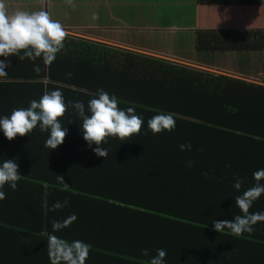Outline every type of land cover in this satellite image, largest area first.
<instances>
[{
	"label": "trees",
	"instance_id": "16d2710c",
	"mask_svg": "<svg viewBox=\"0 0 264 264\" xmlns=\"http://www.w3.org/2000/svg\"><path fill=\"white\" fill-rule=\"evenodd\" d=\"M196 2L253 7L264 20V0ZM197 46L214 52H264V29H199ZM8 59L20 70L26 65L20 76L31 82L30 101L57 89L80 94L77 100L94 98L103 89L118 98V108H134L144 123L124 143L108 137L102 145L108 149L105 161L92 151L96 145L90 148L83 139L77 115L59 118L68 129L67 141L54 150L37 133L34 140L28 137V151L0 153L2 163L24 157L17 190L7 184L0 189L6 194L0 200V264H50V234L91 245L85 264H149L156 249L166 250L165 264H187L190 257L196 264L200 231L211 226L218 210L219 204L210 199L224 194H217L222 189L218 179L237 178L229 172L232 153L247 135L261 137L264 144V85L69 34L49 68L40 58ZM34 64L43 69L39 75ZM160 113L175 114L176 127L153 135L147 121ZM188 143L191 150L181 151ZM51 156L59 164L54 168L44 166ZM188 161L194 162L191 167ZM56 175H63L68 186L58 184ZM64 200L67 207L50 210ZM72 214L77 220L53 233L52 221ZM143 249L148 256L141 255Z\"/></svg>",
	"mask_w": 264,
	"mask_h": 264
},
{
	"label": "crops",
	"instance_id": "0c3cea01",
	"mask_svg": "<svg viewBox=\"0 0 264 264\" xmlns=\"http://www.w3.org/2000/svg\"><path fill=\"white\" fill-rule=\"evenodd\" d=\"M5 3L9 14L25 8L32 12L44 9L52 20L59 21L67 34L75 38L264 85V67L260 69L257 60V57L263 56L264 63V52H214L201 50L197 46L199 29H264V20L259 18L253 7L202 6L196 0H72L71 4L68 0H5ZM191 13L194 16L193 22L190 21ZM70 14L80 16L81 21L63 23L62 16ZM178 35H182L178 38L180 43L174 41V37ZM253 63V66L259 68L245 70L238 66H250ZM12 64L5 69L7 77H0V118L10 117L14 109L30 107L34 94L31 82L20 76L21 72L26 73V65L20 70ZM61 91L66 105L69 101H77L76 97L80 95L70 90ZM38 97L37 101L42 95ZM90 99L92 98L78 99L84 102L86 111ZM65 115H71L69 118L76 117L70 106ZM63 119L65 118L61 120ZM37 128L28 135H18L11 141L0 130V142L5 141L0 153L11 149L16 151L18 148L22 152L28 151V137H33L31 139L34 140L37 133L43 134L46 140L48 133L38 132ZM242 141V145L232 153L229 164V172L243 180L242 187L239 191L233 188L236 179H218L222 189L217 194H224L210 199L219 204L218 210L213 213L215 220H231L236 215H242L235 205V197L255 184V171L264 169V144L261 143V137L252 138L247 135ZM75 152L78 153L76 146ZM23 158L22 155L21 160H17L18 166L23 163ZM44 164L50 168H54L55 164L59 165L52 156ZM260 183L264 184V180ZM249 212H264V194L253 203ZM207 215H210L209 210ZM209 223L211 226L202 228L199 234L200 239H203L196 247V264H264V222H258L252 233H243L239 237L228 229L222 233L213 231L212 221ZM187 264H195L192 257Z\"/></svg>",
	"mask_w": 264,
	"mask_h": 264
},
{
	"label": "clouds",
	"instance_id": "9594fccd",
	"mask_svg": "<svg viewBox=\"0 0 264 264\" xmlns=\"http://www.w3.org/2000/svg\"><path fill=\"white\" fill-rule=\"evenodd\" d=\"M71 4L72 0H68ZM67 32L59 21L52 20L49 13L41 9L35 12L17 10L9 14L5 0H0V77H7L6 68L11 66L8 59L17 56L20 60L25 58L35 62L42 59L43 67L49 68L55 61L57 54L63 49ZM23 52V55L20 53ZM43 69L40 65L34 64L33 71L39 75ZM71 77V73L67 74ZM74 109L76 115L82 121L83 139L88 146L96 147L92 151L104 161L108 157V149L102 145L107 143L108 137L118 138L121 143L126 142L134 134L138 135L144 123L143 117L137 115L135 109L128 107L126 110L118 108V98L110 96L103 89L98 90L94 98L87 104V111L83 101H69L65 104L61 90L46 91L42 97L30 102L27 109H14L9 116L0 118V130L9 140L15 139L18 135H28L39 126L41 132L48 133L44 146L49 149H56L64 143L67 135V127L62 126L60 119L64 116L68 107ZM173 113H160L154 115L147 121L148 130L153 135L164 131L172 132L176 127V120ZM72 120H69L71 123ZM181 151L191 150V144H182ZM127 162V161H125ZM124 162V163H125ZM193 161H188L191 167ZM102 166V165H101ZM18 164L15 160H4L0 165V189L7 184L12 190H17L18 182L22 175L19 174ZM255 184L235 197V205L240 209L242 215H236L231 220L212 221L213 231L222 233L225 229L230 230L239 237L243 233H252L258 222H264V212L250 213L249 209L253 203L264 194V169L253 173ZM58 184L67 187L63 175H56ZM243 180L236 178L233 188L239 191ZM6 199V194L0 191V200ZM69 201H56L51 206V211L67 207ZM77 220L75 214L70 215L63 221L53 220V233L69 227ZM91 245L82 241H67L54 234L48 236L47 249L50 264H85L89 256ZM141 255L148 256L149 251L143 249ZM166 250L156 249V255L152 256L149 264H165Z\"/></svg>",
	"mask_w": 264,
	"mask_h": 264
},
{
	"label": "rangeland",
	"instance_id": "374dc122",
	"mask_svg": "<svg viewBox=\"0 0 264 264\" xmlns=\"http://www.w3.org/2000/svg\"><path fill=\"white\" fill-rule=\"evenodd\" d=\"M12 10V9H11ZM24 11H28V10H26V8L25 9H23ZM65 10V9H64ZM12 11H15V10H12ZM29 13H31L32 11L31 10H29L28 11ZM91 17V16H90ZM94 18H92V20H93ZM62 21H63V23H66V22H79V21H81V17L80 16H78V15H75V14H70V15H63L62 16ZM190 21L191 22H193L194 21V16H193V13H191V16H190ZM69 32H73V31H71V30H68ZM77 34V33H76ZM182 35H178L177 37H174V41L175 42H178V43H180V39L178 40V38L179 37H181ZM187 38V37H186ZM262 54V53H261ZM223 60H226V61H229V60H227V59H223ZM257 60H258V62H259V66H260V69H262V67H264V63H263V56H260V57H257ZM256 61V59L254 60V62ZM230 62V61H229ZM254 65V63L252 64V65H250V66H247V65H245V64H241V65H238L239 66V68H241V69H245V70H252L253 69V67H254V69H257V68H259V67H256V66H253ZM263 74H264V72H263ZM262 74V77H264V75ZM260 79H262V78H260ZM260 81H262V80H260Z\"/></svg>",
	"mask_w": 264,
	"mask_h": 264
}]
</instances>
